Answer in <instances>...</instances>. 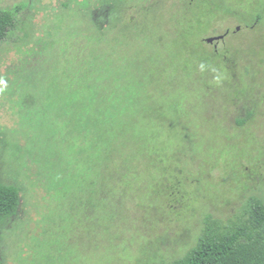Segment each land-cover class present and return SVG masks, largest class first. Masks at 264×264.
<instances>
[{
  "label": "rangeland",
  "instance_id": "1",
  "mask_svg": "<svg viewBox=\"0 0 264 264\" xmlns=\"http://www.w3.org/2000/svg\"><path fill=\"white\" fill-rule=\"evenodd\" d=\"M0 8V264H172L264 202V0Z\"/></svg>",
  "mask_w": 264,
  "mask_h": 264
},
{
  "label": "trees",
  "instance_id": "2",
  "mask_svg": "<svg viewBox=\"0 0 264 264\" xmlns=\"http://www.w3.org/2000/svg\"><path fill=\"white\" fill-rule=\"evenodd\" d=\"M16 16L0 8V42L16 27ZM94 21L100 26L98 19ZM21 201L20 189L4 183L0 175V240L4 222L17 215ZM249 214L239 225H224L208 215L197 244L172 264H264V202L253 198Z\"/></svg>",
  "mask_w": 264,
  "mask_h": 264
},
{
  "label": "water",
  "instance_id": "3",
  "mask_svg": "<svg viewBox=\"0 0 264 264\" xmlns=\"http://www.w3.org/2000/svg\"><path fill=\"white\" fill-rule=\"evenodd\" d=\"M223 37H224V35H218V36H215V37H209V38H206V41L212 43L213 41L221 39Z\"/></svg>",
  "mask_w": 264,
  "mask_h": 264
},
{
  "label": "clouds",
  "instance_id": "4",
  "mask_svg": "<svg viewBox=\"0 0 264 264\" xmlns=\"http://www.w3.org/2000/svg\"><path fill=\"white\" fill-rule=\"evenodd\" d=\"M200 67H201V70H203V68H204V65L202 64ZM0 90H2V89H0Z\"/></svg>",
  "mask_w": 264,
  "mask_h": 264
},
{
  "label": "flooded vegetation",
  "instance_id": "5",
  "mask_svg": "<svg viewBox=\"0 0 264 264\" xmlns=\"http://www.w3.org/2000/svg\"><path fill=\"white\" fill-rule=\"evenodd\" d=\"M223 35V34H222Z\"/></svg>",
  "mask_w": 264,
  "mask_h": 264
}]
</instances>
